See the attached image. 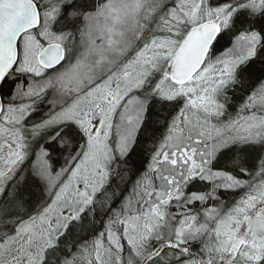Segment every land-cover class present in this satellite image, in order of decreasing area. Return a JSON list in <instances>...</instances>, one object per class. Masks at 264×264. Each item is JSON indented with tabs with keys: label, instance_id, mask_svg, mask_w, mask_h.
<instances>
[{
	"label": "snow or ice",
	"instance_id": "obj_1",
	"mask_svg": "<svg viewBox=\"0 0 264 264\" xmlns=\"http://www.w3.org/2000/svg\"><path fill=\"white\" fill-rule=\"evenodd\" d=\"M0 264H264V0H0Z\"/></svg>",
	"mask_w": 264,
	"mask_h": 264
}]
</instances>
